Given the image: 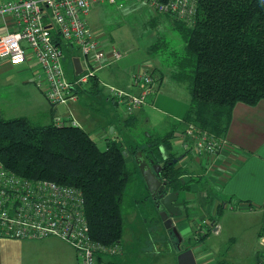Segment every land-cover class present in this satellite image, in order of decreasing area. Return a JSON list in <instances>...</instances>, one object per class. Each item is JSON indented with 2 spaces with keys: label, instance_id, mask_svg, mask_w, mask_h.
<instances>
[{
  "label": "trees",
  "instance_id": "16d2710c",
  "mask_svg": "<svg viewBox=\"0 0 264 264\" xmlns=\"http://www.w3.org/2000/svg\"><path fill=\"white\" fill-rule=\"evenodd\" d=\"M149 13V24L157 27L158 16ZM194 16L192 25L171 21L179 41L168 43L158 36L147 52L158 56L172 80L185 89L188 107L182 127L193 124L221 137L236 103L254 106L264 100V0H199ZM73 76L72 70L69 78ZM95 80L96 76L86 86L97 94L101 91ZM174 131L157 139L149 134L133 144L109 140L100 150L71 120L56 126L26 118L5 119L0 113V162L18 177L78 189L90 238L105 247L120 246L123 199L127 186L139 175L134 164L126 163L127 156L140 153L150 165L162 166L159 178L169 192L189 191L180 184L184 171L176 168L169 152ZM221 209L217 208L216 216ZM211 223L201 239L213 230ZM105 264L115 261L108 259Z\"/></svg>",
  "mask_w": 264,
  "mask_h": 264
},
{
  "label": "crops",
  "instance_id": "0c3cea01",
  "mask_svg": "<svg viewBox=\"0 0 264 264\" xmlns=\"http://www.w3.org/2000/svg\"><path fill=\"white\" fill-rule=\"evenodd\" d=\"M138 4L134 0H115L94 6L87 17L97 13V10H94L97 7L105 10V19L106 13L111 15V11L120 12L124 10L129 11L128 14H140L147 10L150 12L147 8L141 9ZM132 7L137 9L132 11ZM146 13L151 17L150 13ZM113 21L115 22V29L126 23L120 18H115ZM89 28L91 29L90 26ZM96 28L91 30L94 33L104 30V27L98 31ZM146 29L149 33L145 35V40L150 44L142 47L143 51L137 48L136 52H132L131 48L117 49L111 35L112 32L107 33L103 30L99 32L100 36L107 34L103 40L104 48L106 50L115 48L120 53L117 62H112L96 73L95 82L101 92L96 94L88 86L84 87L79 92V100L72 103L69 108L63 105L56 107L65 108L61 113H58L56 108L46 113L47 111H43L46 110L44 107L39 106L32 97H28L26 103L29 106V114L32 113L33 119L40 117L39 120L41 121L36 122H42V124L51 123L58 116H68L77 124V127L90 135L100 150L105 149L109 140L118 139L133 144L139 143L144 137H149V134L157 139L175 130L174 137L176 138L171 139L169 152L177 160L176 168L184 171L179 178L180 184L187 186L189 190L181 192L175 203L181 210V215L173 218L174 227L181 238L180 250H178V239L172 232L162 228L167 235L158 236L161 223L155 221V217L152 216L153 212L147 213L146 216L143 214V210L137 206L135 218L138 214L144 218L152 217L150 225L146 227L150 234L145 238L144 252L147 255L143 258V250L138 248V243L142 242V238L139 236L140 231L136 233L135 227H132V236L128 235L126 239L124 233L122 234L120 255L107 258V260L114 259L115 264H177L178 253L192 248L197 264H227L224 259L205 262L204 253L196 251V244H200L206 237L201 239L196 233L194 220L198 218L197 214H213L215 218L211 221L203 217L202 220H206L208 228L214 221L213 231L218 232L221 224L217 218L222 215L225 206L230 205L234 207L232 210L252 213L256 221L254 229L256 230V249H258V237L264 226V100L254 106H248L244 103L234 105L230 123L223 135L227 148L219 152L216 157L204 156L199 158L193 153L184 151L180 132L183 129L181 122L188 107V98L184 87L182 88L181 85L174 82L170 76V71L160 64L159 57L148 55L149 46L158 37L152 33L155 27ZM2 31L4 29L0 19V33ZM26 64L31 68L35 63L30 62L24 65ZM138 65L145 67L148 72L155 76L158 89L152 104L136 111L133 116L126 117L117 110L109 99L107 88L102 84L135 93L136 89L131 84V75ZM19 70L20 68L15 70L9 63L0 61V92L6 91L12 96L10 102L6 103L4 99H0V103L18 104L13 108L22 107L19 106V102L29 92H33L32 79L17 76ZM30 83L32 84L30 85ZM0 113L4 117V112L0 110ZM7 114L9 117H4L5 119L26 118L32 120L31 116L17 117L9 112ZM111 128L113 129L112 132H110ZM139 155L142 154L139 153ZM132 160L133 157L130 155L125 158L128 164L132 163ZM143 188L146 189V186L144 185ZM149 197L148 194L147 200L151 206H154ZM218 207L222 208L221 215L216 216ZM236 218H234L235 222ZM155 224L156 226H153ZM228 232L230 231L228 230ZM136 240L138 241L136 242ZM183 240H185L184 243H182ZM256 251H254V262L258 264ZM139 258L142 262H138ZM0 264H78V260L74 248L66 241L56 237L24 240L0 237Z\"/></svg>",
  "mask_w": 264,
  "mask_h": 264
},
{
  "label": "built area",
  "instance_id": "2783aa9c",
  "mask_svg": "<svg viewBox=\"0 0 264 264\" xmlns=\"http://www.w3.org/2000/svg\"><path fill=\"white\" fill-rule=\"evenodd\" d=\"M115 0H0V61L13 67L35 63L34 85L41 90L49 105L70 107L78 100L83 86L100 70L117 62L120 53L106 50L100 35L87 24V15L94 6ZM148 9L167 14L175 21L192 25L199 0H134ZM76 50L82 71L67 78L63 60ZM66 52V56L64 53ZM73 57L70 58V60ZM73 66V64H72ZM136 92H125L102 84L117 110L126 117L152 104L158 89L155 76L138 65L131 75ZM68 116L53 119L64 125ZM74 122V121H73ZM75 123V122H74ZM182 148L197 157H216L227 148L223 136L188 124L180 132ZM225 208L233 209L227 205ZM206 220L196 224V233L203 235ZM212 226V224L210 225ZM0 237L43 239L56 237L70 244L78 264H105L107 258L120 255V246L105 247L93 241L84 215L81 192L73 187L50 181H30L8 171L0 162ZM258 264H264V226L258 237Z\"/></svg>",
  "mask_w": 264,
  "mask_h": 264
},
{
  "label": "rangeland",
  "instance_id": "374dc122",
  "mask_svg": "<svg viewBox=\"0 0 264 264\" xmlns=\"http://www.w3.org/2000/svg\"><path fill=\"white\" fill-rule=\"evenodd\" d=\"M141 9H148V6H144L143 4H138ZM98 6V5H97ZM96 7V6H95ZM136 7H132V11L136 10ZM94 10H97V13L90 15L87 17V21L91 29H102L104 27L105 32L109 33L112 32V36L114 39V44L117 49H125V48H131L132 52H136L137 48H140L142 50V47L149 45L150 43L146 42L145 35H147L149 32H147L148 27H153L149 24L150 22V16L146 12L138 13H129V11H111V15L107 12L106 13V19H105V10L101 8H95ZM131 10V9H130ZM150 10V9H149ZM99 11V12H98ZM151 13L158 16V22L159 25L155 27V29L152 30V33L154 35L164 37L168 43L172 42L175 43L176 41H179L178 34L172 29V19L169 15L164 14H158L154 11L150 10ZM127 14V15H124ZM138 14V15H137ZM133 18H132V17ZM166 16V17H165ZM115 18H120L124 20L126 23L123 24L120 28L115 29ZM187 25V24H186ZM115 29V30H114ZM102 30H99L96 32L97 34L99 32H102ZM107 37V34L105 36H100V40L103 41ZM155 43V42H154ZM153 44V43H151ZM143 51V50H142ZM68 55L71 57L79 56L78 52L76 50H71L68 52ZM64 56H66V52L64 53ZM64 70L66 73V77L72 76V64L70 63L69 58L66 56V58L63 60ZM15 70L20 68L17 76H20L25 79L31 78L32 83V89L33 92H29L27 96H24L22 100L19 102V106L22 107H16L13 108V106H17L18 104H6L11 101L12 96L7 93L6 91L0 92V99H4L6 103H0V110L4 112V117H9L8 112L11 113L13 116H31L29 106L26 103L27 98H33V100L38 103L39 106L44 107L48 113L53 110L49 105L48 100L46 99L44 93L39 90L34 85V78H35V70L37 68L36 64H33L31 68H29V65H21L20 67H13ZM19 78V77H18ZM20 80V79H19ZM23 80V79H22ZM85 86H83L84 88ZM81 88L80 90H82ZM80 94V93H79ZM78 94V100L80 98V95ZM72 103L70 104V106ZM58 113H61L64 111V107H58L56 108ZM55 110V109H54ZM31 121H41L39 120L40 117H37L36 119H33L32 116L30 117ZM42 124V122H36ZM176 137H174L175 139ZM132 164L135 165L134 159L132 160ZM136 166V165H135ZM138 170V169H137ZM139 172V171H138ZM137 174V173H136ZM139 179V182H138ZM27 180V179H26ZM31 181V180H30ZM144 181L141 177L140 173L139 175L135 176L134 180L129 183L126 189V195L123 199L121 212H122V220H123V233L124 237L127 239V236H132L133 230L131 231L132 227H135L136 233L140 231L139 236L142 238V242L138 243V248L140 250H143V258L147 255L146 252H144V249L146 247L145 244V238H147L150 234L146 230V227L150 225L151 216L148 217H142L140 214L137 215V218H135L136 209L137 206H139L143 210V214L147 216V213H152L153 218L155 216V213L152 209V206L150 205L148 198V190L144 187ZM182 199V196H181ZM234 208V207H233ZM149 210H151L149 212ZM190 215H193L190 213ZM223 216V217H222ZM197 217L194 220L195 224H198L202 221V217L206 220H212L215 218L213 214L204 213V214H197ZM236 218V222L234 221V218ZM144 219V220H143ZM219 223L221 224L220 229L218 232H214L211 230L209 235L199 244L197 243L195 248H197L196 251L202 252L205 255V262L214 261L215 259H224L227 261V264H255L254 262V251H256L257 246L255 242V232L254 224L255 219L253 217L252 213H245L241 210H230L229 208H225L222 215L217 218ZM152 221V220H151ZM154 222V221H153ZM161 223V222H160ZM153 226H156L153 225ZM163 225H161L160 230L158 232V236L164 234L167 235L165 231H163ZM195 226V225H194ZM203 229L205 232L207 231V227L204 226ZM257 229V228H256ZM228 230L231 232H228ZM168 231V230H167ZM171 235V234H169ZM168 235V236H169ZM233 235V239H232ZM138 240H136L137 242ZM175 241V240H174ZM185 240H183L182 243H184ZM257 252V251H256ZM174 254V252L172 251ZM170 258V257H168ZM210 259V260H209ZM174 260V259H173ZM208 260V261H207ZM138 262H142L141 258H139ZM200 264V263H199Z\"/></svg>",
  "mask_w": 264,
  "mask_h": 264
},
{
  "label": "water",
  "instance_id": "95a60500",
  "mask_svg": "<svg viewBox=\"0 0 264 264\" xmlns=\"http://www.w3.org/2000/svg\"><path fill=\"white\" fill-rule=\"evenodd\" d=\"M73 68L75 75H79L82 71L81 63L78 57L72 58ZM113 129H110L112 132ZM162 150V149H161ZM126 156V153H123ZM135 165L143 178L144 185L146 186L149 196L152 199L153 205L158 212L160 222L165 230L171 231L178 239V250H180L181 238L174 227L173 218L181 215L180 208L175 205L178 200V194L169 192L166 188V184L163 183L159 178V173L162 166L150 165L144 158L139 154L133 156ZM176 163L177 160L172 161ZM177 264H197L195 254L192 248H188L184 251H180L177 255Z\"/></svg>",
  "mask_w": 264,
  "mask_h": 264
},
{
  "label": "flooded vegetation",
  "instance_id": "af4514ba",
  "mask_svg": "<svg viewBox=\"0 0 264 264\" xmlns=\"http://www.w3.org/2000/svg\"><path fill=\"white\" fill-rule=\"evenodd\" d=\"M150 198V200L152 201V199H151V197H149ZM171 232V231H170Z\"/></svg>",
  "mask_w": 264,
  "mask_h": 264
}]
</instances>
